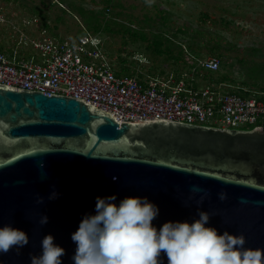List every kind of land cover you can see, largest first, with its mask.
I'll return each instance as SVG.
<instances>
[{
	"label": "water",
	"instance_id": "95a60500",
	"mask_svg": "<svg viewBox=\"0 0 264 264\" xmlns=\"http://www.w3.org/2000/svg\"><path fill=\"white\" fill-rule=\"evenodd\" d=\"M113 194L148 197L157 228L205 211L206 226L264 249V126L119 122L82 99L0 83V226L29 238L0 252V264H30L46 234L65 249L61 264H74L70 234L97 196Z\"/></svg>",
	"mask_w": 264,
	"mask_h": 264
},
{
	"label": "rangeland",
	"instance_id": "374dc122",
	"mask_svg": "<svg viewBox=\"0 0 264 264\" xmlns=\"http://www.w3.org/2000/svg\"><path fill=\"white\" fill-rule=\"evenodd\" d=\"M106 1L0 0V48L10 55L19 47L26 58H35L33 40L76 38L84 29L91 31L77 10L82 7L128 27L112 22L110 32L98 33L108 62L115 70L125 66L127 74L168 77L190 72L196 59L217 56L215 71L198 68L192 74L201 85L209 75L215 86L232 91L249 87L251 63L264 64V0H111L104 10ZM221 73L231 81L218 82Z\"/></svg>",
	"mask_w": 264,
	"mask_h": 264
},
{
	"label": "built area",
	"instance_id": "2783aa9c",
	"mask_svg": "<svg viewBox=\"0 0 264 264\" xmlns=\"http://www.w3.org/2000/svg\"><path fill=\"white\" fill-rule=\"evenodd\" d=\"M32 45L35 58L0 51L1 84L82 99L119 122L163 118L222 129L264 126V92L244 96L201 85L192 74L198 68L215 71L217 56L196 59L190 72L159 78L117 73L98 34L43 38Z\"/></svg>",
	"mask_w": 264,
	"mask_h": 264
},
{
	"label": "clouds",
	"instance_id": "9594fccd",
	"mask_svg": "<svg viewBox=\"0 0 264 264\" xmlns=\"http://www.w3.org/2000/svg\"><path fill=\"white\" fill-rule=\"evenodd\" d=\"M115 201L114 194L97 196L94 213L84 215L70 234L75 242L74 264H164L163 256L167 264H264V249L243 247V234L218 233L206 226L205 211L191 222L168 220L157 228L152 221L159 207L148 197ZM46 220L42 217L41 223ZM28 239L21 228L0 226V252L13 246L19 251ZM53 239L51 234L42 238L41 253L31 256L30 264H61L65 249Z\"/></svg>",
	"mask_w": 264,
	"mask_h": 264
},
{
	"label": "trees",
	"instance_id": "16d2710c",
	"mask_svg": "<svg viewBox=\"0 0 264 264\" xmlns=\"http://www.w3.org/2000/svg\"><path fill=\"white\" fill-rule=\"evenodd\" d=\"M61 3V2H60ZM111 5V0H107L106 1V6L104 8V10H109V6ZM79 11L80 16L82 17L83 22L85 23V25L91 30L88 31L87 29H84L83 33L89 32L92 34H98L101 32H110L112 30V28L110 27L111 23H115L118 24L121 28H124V25L121 23H116L115 20H109L105 17L102 18H98L96 12H92V11H87L84 8H78L77 9ZM124 29L128 30V27H125ZM211 51H214L217 53V55H221L219 51H217L216 47H211L210 48ZM253 54H256L257 50L256 48H253ZM0 51H4V49L0 48ZM220 62V59H219ZM238 62L240 63H244L245 60L242 58L238 59ZM229 65H232L231 63H229ZM193 66V64L191 65V67ZM117 73H126L128 72L127 68L124 66H121L120 69L116 70ZM136 72L133 73H129V74H135ZM142 73H138V76H141ZM209 74V73H208ZM246 74L248 77H250L251 81L250 83H248L249 87L247 89H244V87L242 86H238L236 89L230 91V92H234L240 95H250L252 93H257V92H264V80L260 79L261 75H264V64L263 63H257V62H253L251 63L247 70H246ZM208 76H205V80L206 82H208L207 84H213L214 82H211L210 79H208ZM261 80V81H260ZM210 81V82H209ZM226 81H231V79L229 78V76L227 74L221 73V75L218 77V82L220 83H224ZM260 81V82H259ZM253 126H250V128ZM249 127L247 129H250Z\"/></svg>",
	"mask_w": 264,
	"mask_h": 264
},
{
	"label": "crops",
	"instance_id": "0c3cea01",
	"mask_svg": "<svg viewBox=\"0 0 264 264\" xmlns=\"http://www.w3.org/2000/svg\"><path fill=\"white\" fill-rule=\"evenodd\" d=\"M15 51L18 53L17 54L18 58H26L25 55L22 54L23 52L20 50L19 47H17V49H15Z\"/></svg>",
	"mask_w": 264,
	"mask_h": 264
}]
</instances>
